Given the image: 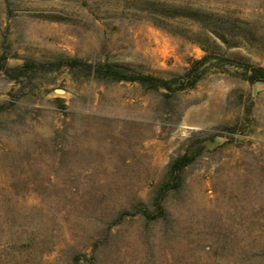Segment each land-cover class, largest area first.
<instances>
[{
	"label": "rangeland",
	"instance_id": "obj_1",
	"mask_svg": "<svg viewBox=\"0 0 264 264\" xmlns=\"http://www.w3.org/2000/svg\"><path fill=\"white\" fill-rule=\"evenodd\" d=\"M204 55L264 68V0H0V264H264V80L211 61L175 90Z\"/></svg>",
	"mask_w": 264,
	"mask_h": 264
},
{
	"label": "trees",
	"instance_id": "obj_2",
	"mask_svg": "<svg viewBox=\"0 0 264 264\" xmlns=\"http://www.w3.org/2000/svg\"><path fill=\"white\" fill-rule=\"evenodd\" d=\"M211 61L215 63L214 65L223 63L228 66L242 70L244 73L247 74V78L251 83L264 80V68L262 67H252L239 61L225 59L220 56L204 55L202 58L192 61L184 75L177 81H174V86L176 88L175 90H183L187 87H193L198 80L196 77V73L198 72V70L204 67L206 63ZM57 64L59 65L60 63ZM62 64L68 66L71 69L81 70L83 72V76H85L86 78L92 77L98 81L103 82H134L139 83L147 89H164L168 92H173L167 81L159 80L148 75L131 73L126 68L121 66L110 64L82 63L75 59ZM40 66L45 67V64H40ZM51 66H55V64H51ZM0 69L5 71L2 66H0ZM166 94L169 95V93ZM204 147V143L195 142V140L192 139L189 142L187 150L182 155L176 157L170 163L166 179L158 189L154 199L156 213L154 215H150L148 212L142 211V214L146 218L155 219L158 216H161L162 200L167 196L170 190L179 189L182 184V171L194 162V160L204 149Z\"/></svg>",
	"mask_w": 264,
	"mask_h": 264
},
{
	"label": "water",
	"instance_id": "obj_3",
	"mask_svg": "<svg viewBox=\"0 0 264 264\" xmlns=\"http://www.w3.org/2000/svg\"><path fill=\"white\" fill-rule=\"evenodd\" d=\"M261 83H264L263 81Z\"/></svg>",
	"mask_w": 264,
	"mask_h": 264
}]
</instances>
